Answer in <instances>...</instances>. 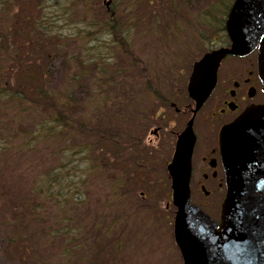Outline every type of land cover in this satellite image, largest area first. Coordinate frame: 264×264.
<instances>
[{
	"label": "trees",
	"instance_id": "1",
	"mask_svg": "<svg viewBox=\"0 0 264 264\" xmlns=\"http://www.w3.org/2000/svg\"><path fill=\"white\" fill-rule=\"evenodd\" d=\"M93 1L0 0V106L15 109L14 114L19 119L11 115L12 122L32 127L21 139H15L16 130L0 126V226L6 233V245L13 257L22 262L30 259L35 264H44L47 258L34 256L38 250L46 254L52 264H119L126 252L122 245L125 230L119 226L117 216L107 222L106 229L101 226L104 218L110 217L112 205L113 212H118L119 203H127L126 198H131L124 152L132 147V141L140 148L139 136L133 131L146 122L136 114L142 108L145 94L148 92V97L158 100L168 99L164 91L152 86L149 65L131 46L130 33L137 16H148L145 22H152L150 28L157 31H164L162 22L174 23L187 32L184 40L188 47L200 46V43L209 45L218 41V34L222 36L220 42L226 40L225 20L233 2L213 0L203 9L192 10L190 0H181L184 9L180 10L171 9L177 0H135L136 6L141 5L140 10H130L123 7L125 0H113L109 12L101 17L93 9ZM186 13L191 16L187 18ZM121 28L126 31L122 33ZM103 29H109L106 35L114 39L112 43L134 66L135 70L130 72L140 70L118 90L112 89L108 71L111 57L101 51L104 44L98 39ZM19 34L30 39L27 41L30 46L41 42L40 47L47 48L45 58L63 55L71 70H77L73 67L78 55L85 57V67L91 69L92 74L85 69L83 73L73 71V81L79 80L78 74L88 77L94 84L101 82L102 99H110L112 95L110 121L118 137L101 134L93 139V130L84 129L90 121L69 107L71 89L70 93H64L67 102L58 97L60 91L52 86L51 76L44 69L45 61L41 57L34 59L28 50L20 53L22 48L15 41ZM80 39L84 41L82 46ZM135 85L143 89L137 90ZM73 135L80 145L77 144L70 155L63 142L71 140ZM91 151H96L94 158L99 163L91 161L94 160L88 154ZM84 163H88L92 173H102L97 201H92L97 195L93 187L97 180L90 171L84 173L83 167H79ZM104 163L109 165V180L115 173L114 165L122 163L123 172L116 179L115 174L111 177L110 192H104L108 185ZM89 203H92L87 208L90 213L84 208ZM97 210L100 212V217H96L98 222L93 217ZM94 228L100 230L98 236ZM110 235L118 238L110 242ZM112 252H116L115 257Z\"/></svg>",
	"mask_w": 264,
	"mask_h": 264
},
{
	"label": "rangeland",
	"instance_id": "2",
	"mask_svg": "<svg viewBox=\"0 0 264 264\" xmlns=\"http://www.w3.org/2000/svg\"><path fill=\"white\" fill-rule=\"evenodd\" d=\"M78 2L85 3L86 0H77ZM93 9L97 10V14L101 17H104L110 9L107 8L106 5H102L101 1L94 0ZM209 2H213V0H190L192 10L203 9ZM104 6V7H103ZM122 6V4H121ZM171 9L178 8L184 9L181 4V0H177V3L173 7L171 5ZM123 7L129 8L130 10H140L138 7L141 5H135V0H125ZM125 8V9H126ZM142 4V9H143ZM110 15V13H109ZM157 15V14H156ZM183 16V14H181ZM190 14L186 13V17L189 18ZM138 20L132 28L130 35L131 46L134 49L135 54L142 56L147 64L149 65L150 73H151V83H154L159 89H163L168 95L171 96L173 101L177 102L180 107L189 103V98L187 97L185 83L188 79L189 73L191 71L192 63L195 58L205 51L203 46H207L205 44L200 43V47L191 46L188 47L186 43L187 40L181 39L184 35V32L181 31L180 27H176V25L170 24L168 22H162L164 25L163 30L157 31L151 29V23H146L145 20L148 16H137ZM181 20V19H176ZM135 21V20H134ZM123 22H121L122 24ZM64 27L68 28L69 26L64 25ZM71 27V26H70ZM70 29V28H69ZM126 28H121L122 33H124ZM109 30V29H108ZM108 30L103 29L101 32V36L98 35V39L103 42V46L101 47V51L106 55L108 54L111 57V64L108 66V71L111 73V82H113L112 89H119L121 84L125 85L128 81L132 80L136 77L137 71L140 72L139 69L135 73L130 71L135 70L134 66L129 63V59L121 52L120 49L116 47L112 42L114 39H110L108 34ZM77 33V30L75 29ZM163 32V34H162ZM219 39L222 38L221 35H217ZM29 38L24 37L19 34L15 37L16 43L22 48L20 53H23L24 50L31 51L29 54L34 57V59L41 57L44 63V69H46L51 78V82L53 83V87L59 90L58 97H61L62 100L66 101L64 98V93H70L72 97L70 99L69 107L72 111L74 109V113L84 116L90 122L86 125L84 129L93 130L95 139L97 136L105 137L117 136V133L114 132L115 127L111 124V99H106L101 97L99 90L104 91L101 82H96L95 84L88 78L79 77V80L73 81L72 73L73 71H79L78 73H83V69L92 74L91 69L85 67V57L81 58L80 55L77 56V60L73 68L70 69L67 65L66 59L63 55L53 56L52 58H45L47 54V48L42 45L40 47L41 42L38 43V46L33 44L30 46L27 41ZM126 40V39H125ZM132 40V41H131ZM208 42H210V38H207ZM82 42L81 39L79 41ZM84 43V41L82 42ZM82 43L80 46H82ZM196 45H198L196 43ZM79 46V47H80ZM140 54H138V53ZM254 55L230 60L226 64L225 67H221V75L222 78L226 81L228 78L239 76L240 74H247L248 69L250 70L252 64H254ZM231 61L233 63H231ZM231 63V64H230ZM78 64V65H77ZM124 69H127L128 72H125ZM41 70V68H39ZM69 75L71 77H69ZM100 77V75H98ZM103 81V78L101 79ZM22 83H25L23 80ZM225 84V83H224ZM224 84H221L220 89L217 90L209 102L208 107L215 106L214 103L217 102V99L221 96V91L224 89ZM232 86V83H227L226 86ZM135 89L140 90L143 89L141 85L133 86ZM60 88V89H59ZM140 92L137 93L136 96H139ZM67 102V101H66ZM157 106L159 103H155ZM142 106V105H141ZM144 107V106H143ZM138 110V109H137ZM15 109H6V107L0 106V119H2L0 126L3 129H14L17 132V137L15 139H21L23 137V133L27 130H32L31 126L18 125L15 121H11L13 115L16 119H19L18 115L14 114ZM6 112L5 114H3ZM153 112L150 111L148 113L142 114L141 116L146 117L147 115H152ZM202 117V114H199L198 121ZM187 118L183 116V114H177L175 119V124L173 125V130L180 131ZM18 121V120H17ZM102 128V130H101ZM143 131V128L136 127L133 131L135 134H139ZM175 143V134H168L165 136L164 140H156L155 145L160 144L157 148H154L152 155L150 156L151 162L149 164L150 175L148 178L150 179L151 190L142 187V182L137 175L135 178V182L132 184V199L126 198L127 203H119L117 207L120 208V211L113 212L114 207L111 206V214L108 219L104 218L101 228H107V222L111 220L112 217H118L119 226L122 225L125 230L124 236H122V245L126 247V252L124 251L122 258L120 259L119 264H182L181 256L177 250V247L174 244V237H172V223H173V212L175 210L173 205L170 207H165V204L168 200L171 199L170 190V181L166 172V164L172 156L173 146ZM64 145H67V149L71 155L75 146L80 143L75 140L74 135L71 137V140L67 142H63ZM102 145V144H101ZM51 148V147H50ZM158 149V150H157ZM94 160H91L94 164L99 163L94 157L96 151H91L88 153ZM89 163V162H88ZM87 164L79 165V167H83L84 173H88L91 170V167ZM109 165L103 164L104 175L106 176V182L109 185H106V190L104 188V192L109 191L111 187V177L114 176L116 179L123 172L120 168V165H114L115 173L110 175V180L107 178L109 175L108 167ZM123 168V167H122ZM125 168V167H124ZM121 169V171H120ZM147 170V169H146ZM92 173V171H90ZM146 172V171H145ZM100 174H102L100 172ZM99 171H96L91 174L93 178L97 181L94 182V188L97 191V195L92 201L99 200L98 191L101 188L102 181ZM143 175V172L140 173ZM113 178V179H114ZM196 178L193 179L192 189H195L193 193H197L196 190ZM141 191L146 193V198L144 199L141 192L134 193L135 191ZM95 195L92 196V198ZM195 196V201L198 203H202L205 199L202 197L200 193H197ZM212 197L206 198L207 201H214L211 199ZM99 203V202H97ZM96 203V205H97ZM219 204V203H218ZM218 204L217 208H213L212 204L209 203V206L204 205L203 208L212 213L217 219L219 217L218 214ZM86 205V204H85ZM92 203L84 206L85 210L90 213V208ZM95 221L98 222L99 219L96 220V217H100V212L97 210L95 215ZM92 217V218H93ZM93 227H95L94 223H91ZM98 236L100 230L94 228ZM111 232V230H110ZM118 236L110 235V242L116 240ZM7 236L3 227L0 226V264H35V261H31L30 259L24 260V262L15 259L12 255V250L6 245ZM37 253H34V256L41 258H47V261L44 264H52L50 258L36 250ZM116 252H112V256L115 257ZM129 254V255H128ZM111 264V262L109 263Z\"/></svg>",
	"mask_w": 264,
	"mask_h": 264
},
{
	"label": "water",
	"instance_id": "3",
	"mask_svg": "<svg viewBox=\"0 0 264 264\" xmlns=\"http://www.w3.org/2000/svg\"><path fill=\"white\" fill-rule=\"evenodd\" d=\"M226 30L231 47L207 53L193 65L188 90L196 101L195 113L215 87L218 67L228 54L244 56L260 43L264 82V0H235ZM193 122L191 118L178 135L167 167L178 207L175 238L184 264H264V104L247 108L232 127L220 132L227 181L220 227L191 203Z\"/></svg>",
	"mask_w": 264,
	"mask_h": 264
},
{
	"label": "flooded vegetation",
	"instance_id": "4",
	"mask_svg": "<svg viewBox=\"0 0 264 264\" xmlns=\"http://www.w3.org/2000/svg\"><path fill=\"white\" fill-rule=\"evenodd\" d=\"M252 74V71H249ZM255 84V86H254ZM255 87L256 94L260 95L258 91V80L256 76L254 77H244L243 81L239 83L236 91H230L228 94H221L217 99L222 105L219 108V114L221 117H216V120L213 122L212 126L215 124H225L232 122L233 119L239 114L240 107L242 105H247L250 102V99L247 96L248 88L251 86ZM236 104H234V103ZM232 104V105H231ZM163 127H160L159 135L163 131ZM215 147L210 149H199L194 156V178H196V190L197 193H200L205 199L203 202L199 203L202 207L204 205L209 206V203L212 204L213 208H217L221 205V202L226 193L225 178L223 175V169L220 159L217 157V152H215ZM215 158L216 166H212L211 159ZM195 191V189H193ZM197 193L193 194L194 201ZM212 197L214 201H207L206 198ZM211 207V206H209Z\"/></svg>",
	"mask_w": 264,
	"mask_h": 264
}]
</instances>
